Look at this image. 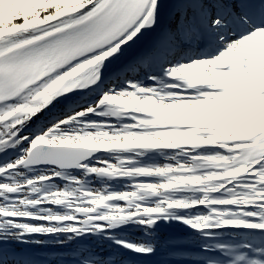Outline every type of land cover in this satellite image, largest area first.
I'll return each mask as SVG.
<instances>
[{"label": "snow or ice", "instance_id": "obj_1", "mask_svg": "<svg viewBox=\"0 0 264 264\" xmlns=\"http://www.w3.org/2000/svg\"><path fill=\"white\" fill-rule=\"evenodd\" d=\"M0 264H264V0H0Z\"/></svg>", "mask_w": 264, "mask_h": 264}]
</instances>
